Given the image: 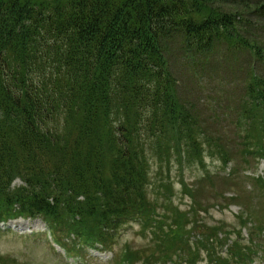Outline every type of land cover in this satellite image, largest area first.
I'll return each mask as SVG.
<instances>
[{
  "label": "trees",
  "instance_id": "trees-1",
  "mask_svg": "<svg viewBox=\"0 0 264 264\" xmlns=\"http://www.w3.org/2000/svg\"><path fill=\"white\" fill-rule=\"evenodd\" d=\"M174 43L201 70L247 57L239 71L264 114V0H0V220L42 218L80 254L157 210L149 189L171 187L152 178L151 160L173 147L170 168L220 147L178 92ZM247 138L245 155L264 152ZM171 196L163 202L186 221ZM176 225L158 226L159 255L186 241ZM205 236L196 256L218 234Z\"/></svg>",
  "mask_w": 264,
  "mask_h": 264
},
{
  "label": "rangeland",
  "instance_id": "rangeland-1",
  "mask_svg": "<svg viewBox=\"0 0 264 264\" xmlns=\"http://www.w3.org/2000/svg\"><path fill=\"white\" fill-rule=\"evenodd\" d=\"M177 49V43H174L171 66L180 82L178 92L186 107L196 117V127L208 131L211 136L209 138L215 144L220 143V147H214V152L206 148L203 161L195 158L192 163L184 161L175 165L176 161L175 166L170 168L163 161L171 156L173 147L166 156L163 154L161 160H151L152 178L171 187V191L167 192L158 184L154 192L153 188L149 189L153 195L151 202L168 218L171 225L177 224L175 229H178L179 224L185 228L192 221L193 224L186 229L191 231V227H194L197 231L193 234L196 239L199 238L197 233L201 232L209 236L218 234L212 247H220L224 240L231 245L239 238H248L252 232H264V190L255 182L258 176L264 179V161L256 162L248 155L242 158L241 154L244 151L242 130H252L256 142L264 146V135L261 132L264 129V114L248 99V72L246 69L239 71L241 66L247 67L249 64L247 57L229 54L225 62L221 59L214 62L213 67L223 63L221 67L215 68L216 71H208V66L201 70L182 60ZM223 49L225 53V45L215 50ZM244 107L251 112L250 117H245L247 113L244 115ZM221 148L226 149L227 155L219 153ZM21 185V181L16 180L13 188L17 189ZM171 193L173 208L180 209V214L186 215V221L176 220L174 210L163 202L164 196L166 199L172 198ZM134 218L137 220L139 216ZM23 222L29 223L35 234L28 237L0 233V264H110L113 259L112 252L117 256L113 264H154L160 253L158 246L151 241L150 234L144 232L139 223L130 222L120 227L115 237L109 235L102 238L106 241L107 252L103 251L104 254L100 256L95 255L99 258L96 259L94 253L86 249L87 254L77 255L80 256L79 259L72 260L69 257L66 260L63 258L64 253L56 251L57 254L52 249L53 244L47 238L48 225L42 219H24ZM239 230L242 237L237 238L234 235ZM188 233L192 234V231ZM261 237L264 243V233ZM244 243L235 246L244 252L243 245H248ZM263 243V253L259 252L258 257L264 256ZM121 250L123 254L127 251L125 259H122ZM190 252L196 253L192 248ZM205 257L204 252L197 255V259Z\"/></svg>",
  "mask_w": 264,
  "mask_h": 264
}]
</instances>
